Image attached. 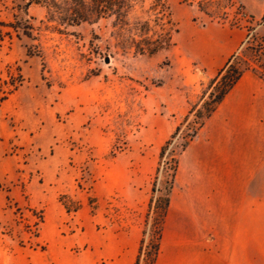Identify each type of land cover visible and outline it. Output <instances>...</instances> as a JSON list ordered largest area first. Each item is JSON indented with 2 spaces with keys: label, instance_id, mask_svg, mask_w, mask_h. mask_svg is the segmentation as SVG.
Instances as JSON below:
<instances>
[{
  "label": "rangeland",
  "instance_id": "1",
  "mask_svg": "<svg viewBox=\"0 0 264 264\" xmlns=\"http://www.w3.org/2000/svg\"><path fill=\"white\" fill-rule=\"evenodd\" d=\"M28 1L0 0V21L12 22L18 15L32 27L31 37L5 27L0 41V72L23 79L0 106V264L105 263L90 260L91 250L79 241L86 236L84 225L69 222L59 226L60 233L77 226V239L60 259L52 260L47 242L38 238L49 203L42 194L46 188L60 203L64 195L71 208H81L85 201L92 214H104L105 224L98 228L128 230L141 224L146 231L144 260L158 213L156 200L166 193L173 155L179 154L195 119L190 116L161 158L166 142L161 148L157 144L158 128H166L172 116L180 124L189 113L165 116L166 101L172 100L174 110L182 104L190 110L201 103L217 74L202 70L196 76L195 63L182 48L187 33L194 31L192 25L207 23L244 28L236 53L247 62L244 66L264 78V21L255 17L259 7L251 14L241 0H163L167 7L156 0H126V24L103 14L76 26L60 23L44 2L34 1L27 15L23 6ZM85 1L95 7L94 0ZM145 22L157 31L159 24H167L174 45L155 54L136 52L134 40L143 36L139 28ZM71 150L83 153L86 161L74 160ZM109 167L116 170L109 176L114 182L118 170L130 174L128 197L119 191L109 194L104 174ZM90 198L97 200L94 211ZM169 249L163 238L159 264H200L193 254L187 262L182 245L174 260Z\"/></svg>",
  "mask_w": 264,
  "mask_h": 264
},
{
  "label": "crops",
  "instance_id": "2",
  "mask_svg": "<svg viewBox=\"0 0 264 264\" xmlns=\"http://www.w3.org/2000/svg\"><path fill=\"white\" fill-rule=\"evenodd\" d=\"M241 3L250 13L258 6L260 11L255 17L263 16L264 0ZM192 28L182 48L186 59L195 63L197 77L202 70L210 76L218 73L246 35L244 28L213 23ZM172 107L168 99L165 116L189 111L184 104L178 110ZM172 118L167 119L166 128H158L156 141L160 148L179 125L175 116ZM69 155L86 161V156L76 150ZM107 170L104 174L110 183L109 194L119 191L128 197L125 186L130 184V174L125 169L118 170L114 182L109 176L115 174V168ZM135 185H139L138 180ZM94 191L97 195V184ZM49 192L47 188L42 191L49 203L38 238L47 242L52 260L60 259L58 256L77 239V226L60 233L59 226L69 222L84 225L86 236L79 241L91 250L92 262L135 264L144 236L141 224L128 230L98 228L105 224L104 214H92L85 201L76 212H68ZM165 240L173 260L176 248L182 245L187 262L193 254L200 264H264V79L254 72L244 73L179 156Z\"/></svg>",
  "mask_w": 264,
  "mask_h": 264
},
{
  "label": "trees",
  "instance_id": "3",
  "mask_svg": "<svg viewBox=\"0 0 264 264\" xmlns=\"http://www.w3.org/2000/svg\"><path fill=\"white\" fill-rule=\"evenodd\" d=\"M36 1L37 3H46L47 8L50 13L54 16L56 13L60 23L68 25H80L82 22H88L101 17L103 14H111L115 16V22L119 25L126 24V14L128 9V4L126 0H94L95 7H89L85 0H63L64 5L59 3V0H29L23 6V11L28 15V8L30 5ZM161 3L164 7H167L163 0H156ZM52 10V11H51ZM264 21V14L262 16ZM8 27L14 31L19 29L23 30V33L31 37L32 29L28 18H19L18 15H14V20L12 22L0 21V41H3L5 32L3 29ZM160 30H153L149 22L142 23L139 30L143 32V36L139 40H134L136 52L141 54H155L162 49H167L174 45L172 40V29L165 23L159 24ZM153 32L152 35L149 33ZM156 35V36H155ZM29 55V50H28ZM240 55L235 53L229 58L227 63L218 71V73L211 78L206 90L203 92L201 98V103L197 106H192L189 113L185 116L182 123H180L171 137L162 146L160 151V157L163 158L168 147L174 141V139L181 132L184 124L189 121L191 115L195 116L193 125L183 138L184 142L181 144V150L179 154L173 155V160L171 164L170 179L167 181L166 193L165 195L157 198L155 208L158 210L157 216L155 218L154 229L152 233V238L149 244V249L145 253V259L142 260L144 244H145V234L143 231V238L140 243L139 253L137 255L135 264H157L159 257L162 253V244L164 238V224L165 219L168 215L171 193L174 188L175 177L179 167V156L188 147L190 142L197 136L199 130L204 126L206 120L212 115L216 110L217 106L224 100L226 95L238 82V80L247 71L254 72L250 66H244L247 63L245 60L239 58ZM255 73V72H254ZM256 74V73H255ZM261 78L263 76L259 75ZM264 79V78H263ZM23 79L21 76H15L14 74L8 73L6 77L0 72V106L4 101H6L13 93H15L18 88L22 85ZM160 167L157 168L159 172ZM156 181L153 186V191L155 192ZM65 196H61V201L64 204L68 212H76L79 210L80 205L77 204L74 207H69L64 202ZM153 199L149 202V208H152ZM89 204L92 207V211L97 209V200L95 198L89 199ZM149 215V213H148ZM44 248V246H42Z\"/></svg>",
  "mask_w": 264,
  "mask_h": 264
},
{
  "label": "water",
  "instance_id": "4",
  "mask_svg": "<svg viewBox=\"0 0 264 264\" xmlns=\"http://www.w3.org/2000/svg\"><path fill=\"white\" fill-rule=\"evenodd\" d=\"M107 61H109V58H107Z\"/></svg>",
  "mask_w": 264,
  "mask_h": 264
}]
</instances>
